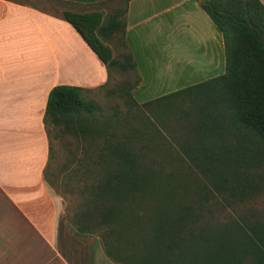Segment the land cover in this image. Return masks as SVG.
Instances as JSON below:
<instances>
[{
	"label": "trees",
	"instance_id": "16d2710c",
	"mask_svg": "<svg viewBox=\"0 0 264 264\" xmlns=\"http://www.w3.org/2000/svg\"><path fill=\"white\" fill-rule=\"evenodd\" d=\"M201 6L223 34V74L144 102L137 123L97 116L80 86L56 85L48 96L46 126L110 143L100 155L102 178L70 220L80 233L103 229L104 250L119 264H264V3L202 0ZM123 14L116 10L103 23L100 11L64 12L108 67L135 69L132 55L118 62L107 44L125 31ZM170 114L185 121L177 151L200 178L186 165L154 162L160 158L153 159L150 135L156 130L160 140L157 122L164 126ZM120 122L124 129H110Z\"/></svg>",
	"mask_w": 264,
	"mask_h": 264
},
{
	"label": "crops",
	"instance_id": "0c3cea01",
	"mask_svg": "<svg viewBox=\"0 0 264 264\" xmlns=\"http://www.w3.org/2000/svg\"><path fill=\"white\" fill-rule=\"evenodd\" d=\"M60 1L86 9L55 13L0 0V264H119L99 235L75 228L64 197L47 182L51 138L45 115L54 86L88 91L111 78V67L64 12L100 11L106 23L120 9L90 8L109 0ZM201 1L128 0L123 7L125 31L112 38L123 40L117 51L132 55L141 77V65L165 73L164 94L226 70L223 34ZM108 44L116 59L115 46Z\"/></svg>",
	"mask_w": 264,
	"mask_h": 264
},
{
	"label": "rangeland",
	"instance_id": "374dc122",
	"mask_svg": "<svg viewBox=\"0 0 264 264\" xmlns=\"http://www.w3.org/2000/svg\"><path fill=\"white\" fill-rule=\"evenodd\" d=\"M21 1L33 3L55 13H61L65 9H86L85 7H76L60 0ZM114 2H117V4L114 3L113 5V0H109L90 8L101 9L108 7L110 12L116 9H123L125 0H114ZM107 42H112L116 48V61L124 62V52L117 51L120 49L118 46L123 44V40L118 38ZM150 68L152 67L149 65H141V74L144 79L142 82V77L136 68L123 70L118 66L111 67L109 83L101 88L85 92V96L97 104V116L109 119L119 116L123 119L133 120L134 116L143 115L142 112L138 111L142 109V106L144 107V102L146 100H155L165 95L163 92L166 91L160 88L161 84H164L160 77L164 76L165 73L150 71ZM169 90L175 89L171 88ZM141 100L145 101L141 102ZM155 121L157 122V120ZM134 122L137 123V121ZM157 123L162 128L160 140L155 138V136L157 137V131L155 130L154 136L150 135L153 142L152 144L149 143V147L154 149L153 159L156 157L160 158H156L159 161L154 162L157 164L158 162L171 160L174 163L186 165L189 175H196L200 178L201 175L191 165L188 158L177 151L180 146L179 142L182 143L185 138L184 132L187 130L183 128L185 125L184 119L178 123L173 115L170 114L168 121L165 120L164 126L161 122ZM124 127L125 124L123 122L119 124L112 123L110 129H124ZM47 131L51 138V156L46 170L47 182L57 193L64 197L68 219H75V214H78L81 209L86 207L87 199L90 197L92 189L98 184L99 179L102 178L104 159L100 155H102V147H109L110 143L102 135L93 133L84 135L74 129L67 130L64 125L55 126L50 122L47 125ZM158 147L164 148L158 149ZM165 149L166 152H164ZM161 151H163V154ZM168 152L170 154L166 156L165 153ZM172 166L177 165H170V168ZM259 205L264 208V196ZM103 231V229H98L95 234H102Z\"/></svg>",
	"mask_w": 264,
	"mask_h": 264
}]
</instances>
